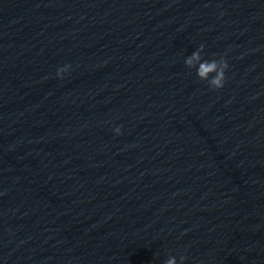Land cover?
Listing matches in <instances>:
<instances>
[{
	"label": "clouds",
	"instance_id": "clouds-1",
	"mask_svg": "<svg viewBox=\"0 0 264 264\" xmlns=\"http://www.w3.org/2000/svg\"><path fill=\"white\" fill-rule=\"evenodd\" d=\"M204 47L205 46L201 44L196 51L187 56L184 60L185 66L189 69H195L197 77L202 81H206L210 90L222 89L226 82L225 73L229 67L228 61L223 56L218 59H204L201 55L204 51ZM70 68L71 65L66 64L63 67L58 68L56 75L63 78V74L69 71ZM121 128L122 126L114 129L117 135L122 134ZM187 259V256L180 255L178 262L177 257L169 256L164 261V264H185Z\"/></svg>",
	"mask_w": 264,
	"mask_h": 264
}]
</instances>
